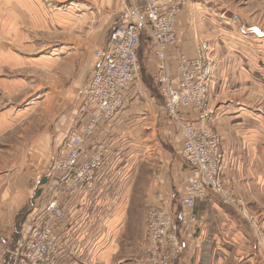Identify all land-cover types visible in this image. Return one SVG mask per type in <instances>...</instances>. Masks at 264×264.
I'll use <instances>...</instances> for the list:
<instances>
[{
	"label": "rangeland",
	"instance_id": "rangeland-1",
	"mask_svg": "<svg viewBox=\"0 0 264 264\" xmlns=\"http://www.w3.org/2000/svg\"><path fill=\"white\" fill-rule=\"evenodd\" d=\"M133 2L0 0V233L3 226L4 237L9 238L0 243V264L6 260V251H15L41 174L61 155L68 131L75 127L67 119L78 116L73 105L88 69L96 62L94 52L106 42L110 22L117 17L115 23H120L122 10ZM190 6L191 11L204 9L214 20V26L207 24V31L213 32L210 40L220 41L217 78L227 82L210 96L212 126L223 136L231 156V169L223 179L249 215L246 219L237 208L216 198L215 211L204 214L205 236L215 244L244 231L239 235L247 243L257 239L264 255V0H192ZM222 36L228 43L221 41ZM142 45L147 40L142 39ZM141 65L143 70L144 59ZM144 77L147 96L142 100L153 96L155 103L161 102L152 74ZM151 134L139 137L141 142L147 137L145 148H172L161 133ZM147 166L138 167L135 185L126 188L121 205L125 216L115 232L114 263L141 264L147 215L157 201L158 192L153 189L161 173L158 165ZM91 241L90 246L97 237ZM86 253L65 257L62 264H89ZM12 264H19L17 256Z\"/></svg>",
	"mask_w": 264,
	"mask_h": 264
},
{
	"label": "built area",
	"instance_id": "built-area-1",
	"mask_svg": "<svg viewBox=\"0 0 264 264\" xmlns=\"http://www.w3.org/2000/svg\"><path fill=\"white\" fill-rule=\"evenodd\" d=\"M182 12L174 0H134L122 10L119 25L94 52V70L73 105L79 118L88 115L87 123L67 139L50 169L48 190L25 219L15 251L4 264H12L16 256L19 264H57L60 257L81 251L89 260L86 210L98 191L110 148L102 145L87 152L86 145L102 123L114 122L126 103L147 96L139 56L142 39L153 46L160 111L176 124L188 174L179 202L159 201L150 208L141 264H178L186 256L202 198L217 196L249 219L242 199L223 179L222 140L212 126L210 89L216 57L209 42L201 39L193 54L178 51ZM171 50L175 54L170 55Z\"/></svg>",
	"mask_w": 264,
	"mask_h": 264
},
{
	"label": "crops",
	"instance_id": "crops-1",
	"mask_svg": "<svg viewBox=\"0 0 264 264\" xmlns=\"http://www.w3.org/2000/svg\"><path fill=\"white\" fill-rule=\"evenodd\" d=\"M175 1L178 3L181 2L183 7V12L179 21L180 25L178 34L181 42L179 44L178 51L186 52L189 55L193 54L199 40L201 39L209 42V46L211 50H213V54L216 57V64L214 67L215 74L210 89V96L212 97L213 93L216 94V92H218V88L221 85H226L227 82L225 80L223 83H220V79L217 78V68L220 66V51L217 46L220 41L217 42L219 39L214 41L210 40L212 39L211 36L213 32L207 31V29H209L207 24H209V26H214V24H212L214 23V20L210 18V16L206 14L207 12L202 8L197 7L196 11H191L189 8L191 7L190 4L192 3V0ZM136 2L138 4H144V0H136ZM201 4L202 3H193V6ZM6 9L7 8L4 7L2 8V10ZM115 20L109 24L110 31L115 27L114 24H119V22L115 23ZM238 22V19H235V23L238 24ZM241 26L242 25H239V27ZM228 29L229 28H227V30ZM244 33L247 32L244 31L243 34ZM250 33H252L253 37L258 38L251 29ZM226 34L228 33L226 32ZM225 37L222 36L221 41L228 43V39ZM172 54H175V52L171 50L170 55ZM139 56L141 60L144 59L145 68L143 67V70L141 68V72L145 85L144 74L150 72L154 81L155 74L157 73L156 59L155 56H153L152 44L148 42L147 45H142ZM95 64L96 62L88 69V77H86L82 86L92 75ZM151 98H153V96L145 99L146 101L136 98L133 99V101L126 103V108L114 120V122L102 123V125L91 137L92 139L87 142V152L100 148L102 145L110 148L108 162L104 167L105 171L99 178L98 191L93 195V201H90L88 211L86 210L87 223L90 221L88 228V233L90 234L88 237V250L91 262L89 264H118V262L114 263V261H112L115 254V232L120 228V225L124 220L123 216H125V214L121 211V205L124 202L126 188L128 186H132V184L135 185V182L137 181L138 167H141V165L146 167V163H148L147 167H149V169L156 168L157 165L161 169V173L157 176L158 179L155 180V184L157 185H155L156 187L153 189L158 192L155 198L157 200L156 203L159 201L168 202L169 200H174L175 202L180 201L179 199L182 187L188 174V167L182 157L181 151L183 140L178 134L176 124L161 113V102L155 103ZM149 101L154 102V104ZM139 103H142L143 105H140ZM139 111H148L149 114H140ZM85 117V121H80L81 119L78 116H72L71 119L70 117L67 119L69 122L71 121L72 125L74 123L75 127L68 131V133H70L65 139V144L72 132L79 131L85 126L88 120V115H85ZM189 117L193 119V115ZM150 127H155V129L152 130ZM147 129L152 131L148 134L150 130ZM155 132L161 133L165 142L167 141L173 145L172 148L157 149L156 145L152 146V148L155 149L148 150L145 148V143L146 146L149 145L147 137L152 135L151 133ZM218 134L220 133L218 132ZM142 136H147L144 137L145 139L143 142L139 141ZM220 136L222 140L221 166L224 178L229 173V169H231V166L229 165L231 156L229 154V150H227L224 145L223 136L221 134ZM64 146L62 147L61 154L63 153ZM60 157L61 155L57 158L54 157V159L50 162V166L45 170L46 172L41 174L42 179H39L37 183L38 189L34 194L32 209L35 206H39L40 200L43 198V194H45L48 190L47 186L50 182V169L54 162ZM153 157H158L160 160L159 163L152 160ZM235 161L236 160H234V162ZM149 178L152 179L151 175H149ZM216 198L218 197L210 195L197 202L195 215H197L198 221L192 230L191 241L188 245V252L186 253V256L178 262V264H264V255L262 253L263 248H260L257 239L255 241H253V239L250 241L248 240L249 243L245 242L247 239L245 240L243 236L239 235L244 231H237V233H235L232 237L223 238V240L219 239L215 242V244H212L213 242L211 241H207L205 236L206 230L204 228V214L208 210L215 211V207L217 205L215 204L217 200ZM177 209L178 204L174 203V210ZM240 224L242 226L245 225L241 220ZM4 231L5 228L2 226L0 243H7L9 239L7 234L6 237H4ZM94 237H97V242L93 243V245H95H92V247L90 246V242H92L91 240ZM5 254V258L8 259L10 253L6 251ZM63 260H66V258L60 257L57 264H62Z\"/></svg>",
	"mask_w": 264,
	"mask_h": 264
},
{
	"label": "bare ground",
	"instance_id": "bare-ground-1",
	"mask_svg": "<svg viewBox=\"0 0 264 264\" xmlns=\"http://www.w3.org/2000/svg\"><path fill=\"white\" fill-rule=\"evenodd\" d=\"M240 24H241V22L239 21V22H238V25H240Z\"/></svg>",
	"mask_w": 264,
	"mask_h": 264
}]
</instances>
